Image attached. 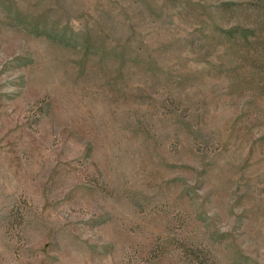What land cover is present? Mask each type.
<instances>
[{
	"label": "rangeland",
	"instance_id": "374dc122",
	"mask_svg": "<svg viewBox=\"0 0 264 264\" xmlns=\"http://www.w3.org/2000/svg\"><path fill=\"white\" fill-rule=\"evenodd\" d=\"M0 264H264V0H0Z\"/></svg>",
	"mask_w": 264,
	"mask_h": 264
}]
</instances>
